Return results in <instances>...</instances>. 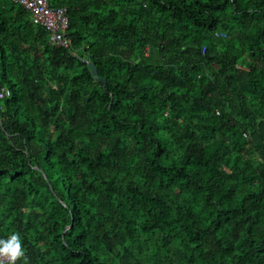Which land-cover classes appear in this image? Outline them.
I'll list each match as a JSON object with an SVG mask.
<instances>
[{"label":"trees","instance_id":"obj_1","mask_svg":"<svg viewBox=\"0 0 264 264\" xmlns=\"http://www.w3.org/2000/svg\"><path fill=\"white\" fill-rule=\"evenodd\" d=\"M49 3L68 47L0 0V239L27 264H264V0Z\"/></svg>","mask_w":264,"mask_h":264},{"label":"built area","instance_id":"obj_2","mask_svg":"<svg viewBox=\"0 0 264 264\" xmlns=\"http://www.w3.org/2000/svg\"><path fill=\"white\" fill-rule=\"evenodd\" d=\"M23 7L30 20L49 34L50 41L62 47L70 45L65 33L68 27L67 11L64 7H51L49 0H10ZM10 90L0 88V99L8 97Z\"/></svg>","mask_w":264,"mask_h":264},{"label":"clouds","instance_id":"obj_3","mask_svg":"<svg viewBox=\"0 0 264 264\" xmlns=\"http://www.w3.org/2000/svg\"><path fill=\"white\" fill-rule=\"evenodd\" d=\"M22 258L27 264V257L19 234H12L7 239H0V264H16Z\"/></svg>","mask_w":264,"mask_h":264},{"label":"water","instance_id":"obj_4","mask_svg":"<svg viewBox=\"0 0 264 264\" xmlns=\"http://www.w3.org/2000/svg\"><path fill=\"white\" fill-rule=\"evenodd\" d=\"M87 63V66L89 67L90 71H91V74L93 76V78L98 81V82H102V83H106V79L101 77L99 74H98V71H97V67L96 65L91 62V61H86Z\"/></svg>","mask_w":264,"mask_h":264}]
</instances>
